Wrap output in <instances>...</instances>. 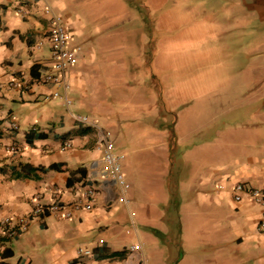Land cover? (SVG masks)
Listing matches in <instances>:
<instances>
[{
  "label": "crops",
  "instance_id": "0c3cea01",
  "mask_svg": "<svg viewBox=\"0 0 264 264\" xmlns=\"http://www.w3.org/2000/svg\"><path fill=\"white\" fill-rule=\"evenodd\" d=\"M213 2L215 56L186 72L193 89L171 106L152 88L153 60L128 70L119 28L88 27V11H100L88 0H0V264H264V205L246 193L234 200L238 183L264 190V0ZM48 9L80 46L65 73L68 107L50 97L62 89L40 81L51 66ZM208 85L218 92L197 89ZM103 134L124 191L105 170ZM52 164L63 170L21 169ZM79 168L83 180L71 182ZM57 204L70 216H31Z\"/></svg>",
  "mask_w": 264,
  "mask_h": 264
},
{
  "label": "rangeland",
  "instance_id": "374dc122",
  "mask_svg": "<svg viewBox=\"0 0 264 264\" xmlns=\"http://www.w3.org/2000/svg\"><path fill=\"white\" fill-rule=\"evenodd\" d=\"M88 2L100 10L99 15L95 16L93 12L88 11L86 16L88 27L93 30L96 24L97 28L114 26L119 28L113 41L117 49L121 48L128 70L132 63L140 62L147 57L153 60L150 77L153 80L152 88L156 91L162 90L165 94L167 91L169 95L167 99L171 106L176 103V99L178 100L179 89L185 88L187 92L193 89L189 87V81L185 78L186 72L205 67L204 64L210 66L215 56L213 50L212 53L209 48L215 34L209 32V27L213 16L219 18L216 14L220 8L215 9L212 6L215 3L213 0H88ZM106 8L109 10L106 11ZM110 10H113L114 17L110 16ZM197 31L205 33L200 34ZM143 41L147 42L145 49H142ZM197 59L200 61H196ZM209 86L197 89H202L203 93L204 90H208L206 91L208 94L216 90L218 92L216 85L212 88ZM206 98L203 97L204 100ZM188 102L190 103V100ZM194 104L195 101H192L190 105ZM173 130L176 133L180 132L177 125Z\"/></svg>",
  "mask_w": 264,
  "mask_h": 264
},
{
  "label": "built area",
  "instance_id": "2783aa9c",
  "mask_svg": "<svg viewBox=\"0 0 264 264\" xmlns=\"http://www.w3.org/2000/svg\"><path fill=\"white\" fill-rule=\"evenodd\" d=\"M51 17V26L49 30V39L51 43V66L50 69L40 77V81L46 85L55 86L57 89H62L64 91V96L60 94L58 90H55L51 94V98H63L65 105L68 107L71 102L67 99L65 92L68 89V84L66 81L65 73L69 67L76 64L78 59V53L80 51V46L70 47L69 40L70 36L63 25L61 18L54 14L51 10H47ZM74 118L82 123L89 124L87 118L82 116H74ZM15 127V126H14ZM103 147V163L106 172L109 176L116 182V184L121 188L122 191L127 189V184L124 181V177L121 171L120 157L116 156L113 152V141L109 138L107 134H103L100 140ZM234 200L240 201L241 195L246 193L255 202H260L264 205V190L257 188H249L245 185L238 183L234 186ZM85 197L87 199L85 208H89L93 198V190L87 189L85 191ZM120 201L124 200V197L119 198ZM68 206L65 205H52L49 207L36 206L31 212V216L42 217L48 212H61L64 217L70 216ZM77 206H75V209ZM71 210V209H70ZM9 219L3 221V224H8ZM28 222V219L18 220V228L12 230L10 235H17L20 230H22ZM260 228L264 230V217L260 222ZM139 246L134 245L131 250H138ZM81 255H88V250H79Z\"/></svg>",
  "mask_w": 264,
  "mask_h": 264
},
{
  "label": "trees",
  "instance_id": "16d2710c",
  "mask_svg": "<svg viewBox=\"0 0 264 264\" xmlns=\"http://www.w3.org/2000/svg\"><path fill=\"white\" fill-rule=\"evenodd\" d=\"M26 138L27 140H30V135L29 134H26ZM63 165L62 164H52L51 166H49L48 168H43V167H38V168H34V167H31L29 165H23L21 166V169L22 170H26L28 172H32V171H40L42 173L48 171V170H53V171H62L63 170ZM3 171L2 169H0V172ZM16 173V176L17 177H20V173L18 172H15ZM83 169L82 168H79L77 169L76 171H72L70 172V175H71V182L74 180V181H82L83 180ZM75 175H77V178H75ZM99 250L98 249H95L94 252H98Z\"/></svg>",
  "mask_w": 264,
  "mask_h": 264
}]
</instances>
